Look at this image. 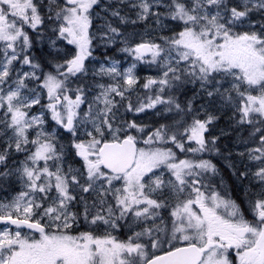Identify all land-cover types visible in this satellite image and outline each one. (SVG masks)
I'll list each match as a JSON object with an SVG mask.
<instances>
[{
	"label": "snow or ice",
	"instance_id": "6c2138e0",
	"mask_svg": "<svg viewBox=\"0 0 264 264\" xmlns=\"http://www.w3.org/2000/svg\"><path fill=\"white\" fill-rule=\"evenodd\" d=\"M0 264H264V0H0Z\"/></svg>",
	"mask_w": 264,
	"mask_h": 264
}]
</instances>
